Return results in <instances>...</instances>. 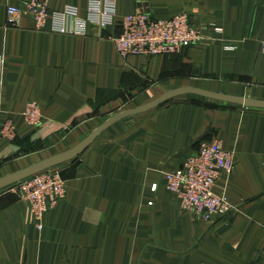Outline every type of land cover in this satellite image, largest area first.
Returning <instances> with one entry per match:
<instances>
[{
  "label": "crops",
  "instance_id": "obj_1",
  "mask_svg": "<svg viewBox=\"0 0 264 264\" xmlns=\"http://www.w3.org/2000/svg\"><path fill=\"white\" fill-rule=\"evenodd\" d=\"M30 1L0 0V124L16 130L0 136V179L71 150L165 91L264 101V0H117V23L102 32L87 23L83 36L53 33L52 19L44 30L30 18L8 28V7ZM45 1L50 15L76 8L88 18L90 0ZM137 13L189 15L209 38L177 54L123 59L112 39ZM29 102L40 107L39 127L23 117ZM212 140L235 156L215 189L233 210L207 221L181 209L164 175ZM54 168L66 197L41 230L17 184L0 191V264H264V109L180 96L118 122Z\"/></svg>",
  "mask_w": 264,
  "mask_h": 264
},
{
  "label": "built area",
  "instance_id": "obj_2",
  "mask_svg": "<svg viewBox=\"0 0 264 264\" xmlns=\"http://www.w3.org/2000/svg\"><path fill=\"white\" fill-rule=\"evenodd\" d=\"M117 0H90L88 18L80 19L76 8H67L50 15L45 0H33L22 8L8 7L7 27L17 28L23 18H30L38 30H44L52 19L53 33L64 36H83L87 23L101 32L117 23ZM122 33L112 39L123 59L129 56L156 57L172 55L205 42L207 29L192 23L189 15L182 14L170 19H155L147 13H137L121 20ZM216 34L222 29H214ZM233 50L231 46L226 47ZM264 54V39L260 43ZM5 59L0 55V88L4 82ZM23 117L28 125L42 124L40 107L27 103ZM16 130L11 122L0 124V136L13 139ZM235 168V156L223 148L220 140L202 141L188 157L183 168L165 173L167 189L180 199L181 209L211 221L233 209L224 195L216 193L222 175L231 174ZM20 197L29 205L31 217L42 229L44 215L66 197V183L56 168L45 170L17 184ZM156 190V187H155Z\"/></svg>",
  "mask_w": 264,
  "mask_h": 264
},
{
  "label": "water",
  "instance_id": "obj_3",
  "mask_svg": "<svg viewBox=\"0 0 264 264\" xmlns=\"http://www.w3.org/2000/svg\"><path fill=\"white\" fill-rule=\"evenodd\" d=\"M198 95L201 97H205L208 99H213L217 101L227 102V103H233L238 104L241 106H244L245 108H255V109H264V101H256L251 99H243L238 97H230L222 94H216V93H209L202 90H198L195 88H182L177 89L173 91H165L164 94L155 100L154 102L136 108L132 110H127L122 113H119L112 118L108 119L105 123H103L100 127H98L95 131H93L87 139L76 145L71 150L53 156L51 158H48L42 162H39L31 167H28L24 170L18 171L14 174H11L5 178L0 179V191L3 189H6L10 186H13L15 184H18L22 182L23 180H26L36 174H39L45 170L54 168L56 166L62 165L64 163H67L69 161H72L76 158H78L103 132L117 124L118 122L136 116L143 113H146L148 111H151L153 109H156L160 107L161 105L184 95Z\"/></svg>",
  "mask_w": 264,
  "mask_h": 264
}]
</instances>
